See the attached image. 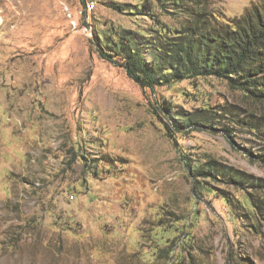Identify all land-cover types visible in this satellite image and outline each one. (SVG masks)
Masks as SVG:
<instances>
[{
  "label": "rangeland",
  "instance_id": "374dc122",
  "mask_svg": "<svg viewBox=\"0 0 264 264\" xmlns=\"http://www.w3.org/2000/svg\"><path fill=\"white\" fill-rule=\"evenodd\" d=\"M262 7L0 0V264H264V102L214 77L142 90L98 55Z\"/></svg>",
  "mask_w": 264,
  "mask_h": 264
},
{
  "label": "trees",
  "instance_id": "16d2710c",
  "mask_svg": "<svg viewBox=\"0 0 264 264\" xmlns=\"http://www.w3.org/2000/svg\"><path fill=\"white\" fill-rule=\"evenodd\" d=\"M192 17L180 30L160 29V45L155 40L146 44L136 34L123 32L110 37L109 52L100 48L98 55L123 69L142 90L153 92L172 83L214 77L225 80L232 90L251 100L264 102V7L252 8L234 21L220 20L203 8ZM142 49L148 51L150 60ZM155 111L157 115H168L170 104L162 102ZM169 122L175 128L177 123L171 119ZM229 176L237 179L235 174Z\"/></svg>",
  "mask_w": 264,
  "mask_h": 264
}]
</instances>
